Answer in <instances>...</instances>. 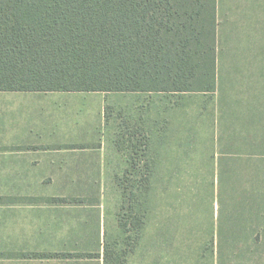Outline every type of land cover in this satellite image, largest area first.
I'll list each match as a JSON object with an SVG mask.
<instances>
[{"label":"crops","instance_id":"1","mask_svg":"<svg viewBox=\"0 0 264 264\" xmlns=\"http://www.w3.org/2000/svg\"><path fill=\"white\" fill-rule=\"evenodd\" d=\"M217 16L214 93L0 91V264H105L101 190L110 172H126L132 152L127 132L107 137L106 125L120 119L126 131L139 128L140 148L156 165L176 167L163 171H190L181 167L191 165L198 141L176 118L197 100L207 109L208 99L222 120L218 150L207 154L226 181L222 190H236L237 205L216 215L213 264H264V198L253 175L264 156V0H217ZM83 92L102 96L95 133L83 128ZM111 93L161 95L163 102L115 116ZM45 115L48 121L37 120ZM118 157H126L121 171Z\"/></svg>","mask_w":264,"mask_h":264},{"label":"trees","instance_id":"2","mask_svg":"<svg viewBox=\"0 0 264 264\" xmlns=\"http://www.w3.org/2000/svg\"><path fill=\"white\" fill-rule=\"evenodd\" d=\"M217 27V0H0V91L214 93ZM126 132L125 173L152 172L141 130Z\"/></svg>","mask_w":264,"mask_h":264},{"label":"rangeland","instance_id":"3","mask_svg":"<svg viewBox=\"0 0 264 264\" xmlns=\"http://www.w3.org/2000/svg\"><path fill=\"white\" fill-rule=\"evenodd\" d=\"M79 94H84L85 98L79 101L86 105L83 128L86 134L95 133V124L100 119L98 101L102 96L96 92ZM207 101V109L202 107L205 101L197 100L176 118L180 124L187 123L191 136L194 134L198 141L197 149L191 150L187 158L192 160L191 165L181 167L190 168V171H163L176 167L156 165L159 159L150 156L147 158L149 168L153 170L150 173H137L132 177L129 173L110 172V186L101 190L106 214L105 264H213L215 218L221 212L219 187L226 185V181L220 182V174L212 170L213 158L207 154L218 150L214 147V139L221 133L220 111L217 105ZM107 102L115 109V116L119 115L118 111L127 116L130 112L139 114L149 107L159 108L163 100L161 95L111 93ZM154 117H157V109L153 112ZM49 118L45 115L37 120L48 121ZM119 120L106 125L104 134L107 137L114 136V132L119 135L126 132L127 126L117 125L122 122ZM125 159L118 157V170L125 167ZM145 160L146 157L139 163L143 170L147 169ZM256 163L254 183L261 201L264 198V156H258ZM125 187L129 194L136 189L138 197H125Z\"/></svg>","mask_w":264,"mask_h":264}]
</instances>
